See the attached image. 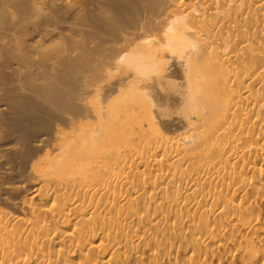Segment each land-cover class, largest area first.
<instances>
[{
  "label": "bare ground",
  "instance_id": "bare-ground-1",
  "mask_svg": "<svg viewBox=\"0 0 264 264\" xmlns=\"http://www.w3.org/2000/svg\"><path fill=\"white\" fill-rule=\"evenodd\" d=\"M222 256L264 264V0H0V264Z\"/></svg>",
  "mask_w": 264,
  "mask_h": 264
},
{
  "label": "rangeland",
  "instance_id": "rangeland-1",
  "mask_svg": "<svg viewBox=\"0 0 264 264\" xmlns=\"http://www.w3.org/2000/svg\"><path fill=\"white\" fill-rule=\"evenodd\" d=\"M34 203L38 206V207H45V206H47L48 205V203H49V201L48 200H46V201H44L43 199H36L35 201H34ZM254 245V247H255V244H253ZM257 245V244H256ZM258 246V245H257ZM259 247H261V246H259ZM262 249H263V246L261 247ZM261 248H259V251H261L262 249ZM260 253V252H259ZM222 258H223V256L221 257V259H220V261L221 262H219V264H223L222 262ZM213 262H215L214 264H217V261L216 260H212ZM246 264H255V262H254V259H252V258H250L249 259V261H247V263Z\"/></svg>",
  "mask_w": 264,
  "mask_h": 264
}]
</instances>
